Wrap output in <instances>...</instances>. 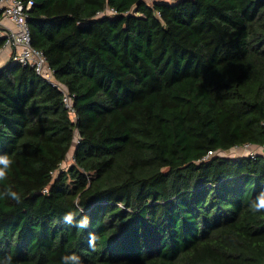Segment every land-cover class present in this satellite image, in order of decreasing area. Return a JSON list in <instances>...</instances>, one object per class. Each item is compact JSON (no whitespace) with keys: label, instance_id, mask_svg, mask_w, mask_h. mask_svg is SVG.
I'll return each mask as SVG.
<instances>
[{"label":"trees","instance_id":"1","mask_svg":"<svg viewBox=\"0 0 264 264\" xmlns=\"http://www.w3.org/2000/svg\"><path fill=\"white\" fill-rule=\"evenodd\" d=\"M27 23L73 110L0 65V264H264V155L218 153L264 145V0H33Z\"/></svg>","mask_w":264,"mask_h":264},{"label":"built area","instance_id":"2","mask_svg":"<svg viewBox=\"0 0 264 264\" xmlns=\"http://www.w3.org/2000/svg\"><path fill=\"white\" fill-rule=\"evenodd\" d=\"M32 5L33 0H0V36L5 37L4 46L11 48L12 60L19 64L33 66L41 78L62 91L65 106L73 110L72 98L68 90L55 78L53 69L43 52L31 44L27 14ZM240 147L246 149L245 153L240 155L254 156L257 153L264 155V145L258 146L259 152L255 151L249 143H244ZM211 154L212 151L209 150L203 158H208Z\"/></svg>","mask_w":264,"mask_h":264},{"label":"rangeland","instance_id":"3","mask_svg":"<svg viewBox=\"0 0 264 264\" xmlns=\"http://www.w3.org/2000/svg\"><path fill=\"white\" fill-rule=\"evenodd\" d=\"M251 147L255 150V151H258L259 152V147L256 146V145H251ZM72 150H73V147L70 148V150L67 152L66 156H65V159L62 161L60 167L61 168H64L66 167L72 160ZM246 149L243 148V147H231L229 148L228 150H225V151H219L218 153L222 154V155H225V156H229V157H236L240 154H243L245 153Z\"/></svg>","mask_w":264,"mask_h":264},{"label":"crops","instance_id":"4","mask_svg":"<svg viewBox=\"0 0 264 264\" xmlns=\"http://www.w3.org/2000/svg\"><path fill=\"white\" fill-rule=\"evenodd\" d=\"M11 54H12L11 48L9 46H3L0 49V65L3 64Z\"/></svg>","mask_w":264,"mask_h":264}]
</instances>
